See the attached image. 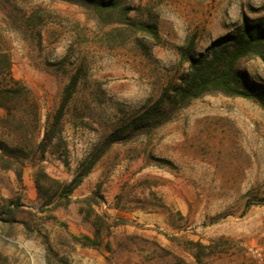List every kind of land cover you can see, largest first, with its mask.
Masks as SVG:
<instances>
[{
  "label": "rangeland",
  "instance_id": "obj_1",
  "mask_svg": "<svg viewBox=\"0 0 264 264\" xmlns=\"http://www.w3.org/2000/svg\"><path fill=\"white\" fill-rule=\"evenodd\" d=\"M126 5L131 20L155 23L156 40L72 4L0 0V53L37 105V119L20 109L22 135L0 120V142L16 150L0 149V264H47L45 244L66 264H252L245 247L264 209V109L253 101L204 95L150 137L111 145L67 202L58 197L56 183L69 181L111 133L178 83L187 67L181 51L203 52L235 33L243 16L264 20V0ZM240 67L264 95V61ZM73 76L59 137L42 159L32 152L24 158ZM12 153L23 159L21 182L14 166L4 168ZM39 172L47 206L34 186Z\"/></svg>",
  "mask_w": 264,
  "mask_h": 264
},
{
  "label": "trees",
  "instance_id": "obj_2",
  "mask_svg": "<svg viewBox=\"0 0 264 264\" xmlns=\"http://www.w3.org/2000/svg\"><path fill=\"white\" fill-rule=\"evenodd\" d=\"M72 4L89 12L96 21L114 23L128 29L138 30L148 34L152 39L158 38L155 23L131 20L128 16L131 11L126 0H53ZM256 58L264 61V20H252L246 16L241 19V25L235 33L227 34L213 41L209 47L197 55H190L189 48L179 53L181 62L187 64L186 72L178 78V83L167 87L157 103L145 109L122 128L114 131L102 144L97 154L85 159L77 168L73 177L65 183H56L58 197L65 202L72 192L89 174L99 157L108 148L119 142H127L141 136L150 137L153 130L170 122L176 114L192 101L207 94H221L226 97H236L257 103L264 109V95L259 87L250 81L247 73L240 67L246 59ZM9 59L6 54L0 53V74L6 72L8 79L0 80V109L3 110L1 122L11 133L22 135L23 125L19 119V111L23 105L30 109L33 119H37V105L31 91L20 81L9 76ZM77 77H71L62 91L60 103L50 118H47L44 132L40 141L29 148L24 158L31 152L42 159L52 142L59 137L60 122L76 86ZM0 149L8 153L16 152L8 149L0 142ZM11 159L4 162V168L14 166L16 178L21 182L23 159L16 153ZM45 176L38 173L34 186L39 198L45 206L51 204L47 189H42L38 177ZM77 242L89 247H97L99 241L88 236L72 237ZM200 246V245H199ZM45 247V261L47 264H66L65 260L57 257L48 244Z\"/></svg>",
  "mask_w": 264,
  "mask_h": 264
},
{
  "label": "built area",
  "instance_id": "obj_3",
  "mask_svg": "<svg viewBox=\"0 0 264 264\" xmlns=\"http://www.w3.org/2000/svg\"><path fill=\"white\" fill-rule=\"evenodd\" d=\"M260 226L254 234V240L246 245V256L252 264H264V209L261 212Z\"/></svg>",
  "mask_w": 264,
  "mask_h": 264
}]
</instances>
